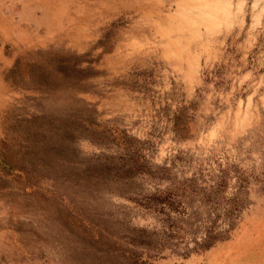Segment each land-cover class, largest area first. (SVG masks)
I'll list each match as a JSON object with an SVG mask.
<instances>
[{"label": "rangeland", "instance_id": "obj_1", "mask_svg": "<svg viewBox=\"0 0 264 264\" xmlns=\"http://www.w3.org/2000/svg\"><path fill=\"white\" fill-rule=\"evenodd\" d=\"M206 1L0 0V264H264V0Z\"/></svg>", "mask_w": 264, "mask_h": 264}, {"label": "bare ground", "instance_id": "obj_2", "mask_svg": "<svg viewBox=\"0 0 264 264\" xmlns=\"http://www.w3.org/2000/svg\"><path fill=\"white\" fill-rule=\"evenodd\" d=\"M198 1V4H199V7H200V5L202 6V7H204L205 6V8L207 9V7H206V5L207 4H203L204 2H206V3H209V2H207L206 0L204 1V0H197ZM195 3H197L196 1H194ZM198 6V5H197ZM210 10V9H209ZM218 11V10H217ZM220 11V10H219ZM229 11V10H228ZM232 11V10H231ZM230 11V12H231ZM209 12H211V11H209Z\"/></svg>", "mask_w": 264, "mask_h": 264}]
</instances>
